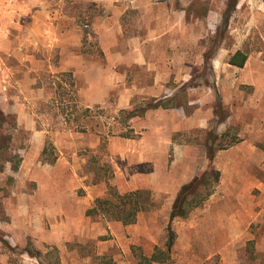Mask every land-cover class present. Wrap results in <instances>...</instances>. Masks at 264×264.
Masks as SVG:
<instances>
[{
	"label": "rangeland",
	"instance_id": "374dc122",
	"mask_svg": "<svg viewBox=\"0 0 264 264\" xmlns=\"http://www.w3.org/2000/svg\"><path fill=\"white\" fill-rule=\"evenodd\" d=\"M65 1L77 33L69 44L28 41L14 28L1 43L19 57L0 70V264H94L102 255L136 264L164 248L168 224L176 239L163 264H264V90L254 88L264 85V0H141L150 18L129 9L99 25L104 10ZM238 49L250 70L228 64ZM171 97L175 108L127 123L119 115ZM128 129L134 138L119 136ZM100 165L111 177L93 184ZM210 167L220 173L213 195L169 223L180 188ZM109 187L149 190L154 207L132 225L86 217Z\"/></svg>",
	"mask_w": 264,
	"mask_h": 264
},
{
	"label": "trees",
	"instance_id": "16d2710c",
	"mask_svg": "<svg viewBox=\"0 0 264 264\" xmlns=\"http://www.w3.org/2000/svg\"><path fill=\"white\" fill-rule=\"evenodd\" d=\"M236 2V1H235ZM233 2V3H235ZM229 20V16L226 13L222 17L221 25L222 27H226ZM221 29H217V34ZM217 39H214L213 42L216 44ZM205 61L209 62L212 59V52L207 53L205 56ZM247 60V54L244 51L237 50L228 60V64L232 66H236L242 68ZM62 77H64L66 86L70 88L72 92L71 102L74 107H77V99H76V90L75 84L73 81V76L71 72L61 73ZM177 105L173 104V97L169 99H152L146 102L144 105L139 107H134V109L125 111L120 110L119 115L124 123L132 120L133 118L143 117L144 114L149 110L156 109H171L175 108ZM68 107H64L63 104L60 105V113L65 115ZM88 112V109L85 111ZM5 116L3 112L0 110V121H3ZM224 119L222 117L218 118L216 124L223 123ZM210 134V133H208ZM227 133H224V135ZM212 136V134H210ZM119 136L124 138H134L132 135V129H128L126 133H120ZM214 136V135H213ZM222 137V135H221ZM214 143L217 142V135L214 136ZM237 140L233 139V141L229 145H222L221 142H218L216 146L217 150H224L228 146H232L236 143ZM2 146H0V151L2 150ZM213 148H208V157H213ZM47 148H44L42 151V155H46ZM12 162L11 160H8ZM56 161V157L48 161V164H53ZM95 158L91 157L89 163L92 164L95 162ZM13 171H16L18 168L17 163H12L11 166ZM4 168L0 167V171ZM103 170V173H102ZM104 165H100L97 169L96 173L93 175V184H97L99 182H106L111 177V173L104 174ZM103 174V175H102ZM220 179L219 171L209 168L206 172H204L200 177H195L188 184L183 185L172 205L171 212L169 214V223H171L174 219H186L189 214L197 208L203 206V204L207 201V199L213 195L214 188L218 184ZM154 207V201L152 200V196L149 190H135L130 191L124 194H120L114 187H109L108 192L104 197L96 198L92 205L85 211L86 217H103L108 221H117L121 222L123 225H132L136 222L137 216L140 213H145L150 211ZM261 229L264 231V222L262 224ZM176 239V235L174 231L168 224L166 228V236L164 248L159 249L155 248V250L149 256H145L140 254L138 256V260L136 264H153V263H167L171 261V249L174 245ZM32 257L37 258L36 255H31ZM94 264H115L112 258L108 255L95 256ZM56 264V263H53ZM217 264V263H215Z\"/></svg>",
	"mask_w": 264,
	"mask_h": 264
},
{
	"label": "crops",
	"instance_id": "0c3cea01",
	"mask_svg": "<svg viewBox=\"0 0 264 264\" xmlns=\"http://www.w3.org/2000/svg\"><path fill=\"white\" fill-rule=\"evenodd\" d=\"M82 2H84V10H88V6L90 5H96L97 8L104 10V15L102 14L97 16L96 25H99L103 19L115 20L118 18V15L121 16L129 9L140 12L141 9L144 8L143 10L145 11V16L147 14V18H150V14L147 9L148 5L147 3L141 2V0H82ZM72 8V3H67L65 0H0V70L2 69L1 66H3L5 70L8 68V66L4 63V61L6 62L7 57H19V54H12L10 50L3 49L1 45V43H7V41L10 40L8 35H10L11 28L20 30L22 33L25 32L26 34H23V36L24 38H27L28 41L32 40L40 42L55 40L53 42H57L56 46L59 47L65 46L67 43L69 44L71 36L77 35L75 28H69L71 26L75 27L73 23L75 20L74 10L71 11ZM108 10L113 12V14L106 13ZM106 31L109 32L108 29H104L103 32L105 33ZM235 52H233L232 55ZM68 53L70 55V51L62 50L60 55H68ZM26 57L30 59L32 58L29 55ZM72 57L75 58V55ZM249 58L250 57L247 55V60L244 66L240 68L241 70H250L247 69ZM230 66L233 68H239L232 65ZM260 68L263 69L264 67L261 66ZM250 80L251 82L249 81L248 84L254 86L257 85L253 79L252 70ZM261 86L254 87L255 95L258 94V90H264V87ZM248 128H250V126ZM42 134L43 133L41 132H36L34 137L39 139L42 137ZM169 147L170 140L168 137V148ZM232 218L233 217H230L231 220ZM248 223L250 224V222ZM236 228H239L236 233L241 232V227Z\"/></svg>",
	"mask_w": 264,
	"mask_h": 264
}]
</instances>
